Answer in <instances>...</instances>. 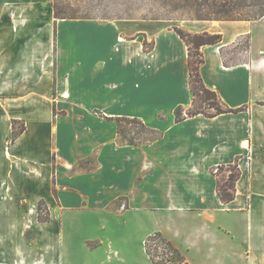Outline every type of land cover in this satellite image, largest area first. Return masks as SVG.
I'll return each mask as SVG.
<instances>
[{
  "label": "crops",
  "instance_id": "1",
  "mask_svg": "<svg viewBox=\"0 0 264 264\" xmlns=\"http://www.w3.org/2000/svg\"><path fill=\"white\" fill-rule=\"evenodd\" d=\"M52 2L0 0V264H80L73 253L99 245L157 264L146 249L156 233L183 264H264V16L179 21L222 34L201 47L200 73L246 109L177 120L194 94L174 24L56 18ZM246 35L249 59L228 65L223 50ZM14 119L26 130L11 142ZM125 120L153 135L126 138ZM229 165L240 176L224 202Z\"/></svg>",
  "mask_w": 264,
  "mask_h": 264
},
{
  "label": "trees",
  "instance_id": "2",
  "mask_svg": "<svg viewBox=\"0 0 264 264\" xmlns=\"http://www.w3.org/2000/svg\"><path fill=\"white\" fill-rule=\"evenodd\" d=\"M52 6L56 18L70 19L255 21L264 16V0H54ZM99 9L102 10L103 15L94 13ZM112 9H114L113 13H111ZM142 10L145 11L137 13ZM178 13L181 14V17H175V14ZM173 28L189 47L190 83L194 94V101L192 106L188 108L187 116L197 114L215 116L246 109V106L239 108L227 106L216 91L206 86L200 73V66L204 62L201 47L206 44L220 43L222 41V34L207 31L191 32L178 25H174ZM247 36V38L243 37L245 38L244 46L249 49L250 36ZM144 46L148 48L151 44L149 45L145 41ZM198 100L205 102L213 111L202 109L201 105H197ZM176 116L177 120L185 117L181 107L176 109ZM16 122V120L13 121L12 140L16 139L19 134L26 130L25 123L19 129H16ZM228 167L233 168L228 175V179L225 181L219 178L218 182L219 195L224 202H229L235 198L236 181L240 176V170L236 165H229ZM222 169L223 167H219V171ZM44 205L42 201L39 204V219L46 222L50 218V213H47V217L43 216ZM151 241L158 242L156 243V247H154L157 249L155 253L152 250ZM160 246L171 250L175 259L183 261L179 249L163 235L156 233L147 239L146 249L151 259L157 264H174L156 258V256L160 255L157 253Z\"/></svg>",
  "mask_w": 264,
  "mask_h": 264
},
{
  "label": "rangeland",
  "instance_id": "3",
  "mask_svg": "<svg viewBox=\"0 0 264 264\" xmlns=\"http://www.w3.org/2000/svg\"><path fill=\"white\" fill-rule=\"evenodd\" d=\"M53 2H54V0H53ZM143 11H145V10H142L141 12H137V13L138 14L143 13ZM113 12H114V9L111 10V13H113ZM94 13L103 15L102 10H100V9L96 10ZM175 17H181V14H179V13L175 14ZM179 21L180 20L174 19V20H171L170 22L174 25H178ZM245 37L247 38L248 36L246 35ZM244 43H245V38L242 37L237 44L223 50L225 60L228 64H234V63L246 61L249 59L248 48L247 47L245 48ZM197 105H201L202 109L213 111L212 109H210L208 107V105L205 102H202L201 100H198ZM187 111H188V108L183 109L184 114H186ZM14 120L17 121L15 124L16 129H19L21 126H23L24 122H22L21 120H17V119H14ZM125 121H126V123L124 124L125 125L124 134H125L126 138L132 139L138 133H145L147 136L153 135L150 130H148L142 123L138 122L137 120H125ZM12 128H13V122H12ZM133 130L135 132L134 134H132ZM12 137H13V130H12L11 138L9 139V141H11V142H13L15 140V139L12 140ZM231 170H233V168H229L228 166H224L223 169L221 171H219L220 172V178L222 180L226 181L228 179V175L230 174ZM42 202H44V201H42ZM44 204L45 205L43 206V216L47 217V215H48L47 213L48 212L50 213V211H49V208L47 207L45 202H44ZM38 212H39V206H38ZM49 220H50V218H49ZM63 222L65 225V228H63V231H67V229H66V222H68L67 216L64 217ZM102 234H103V232H102ZM102 234L100 236H103ZM156 243H158V242L157 241L156 242H154V241L150 242V244L152 245V248H153L152 250L154 253L157 250L154 248L157 245ZM121 250H122V255L120 258H118L116 255L109 256L108 247L106 245H99L98 247H96L94 249H90L89 251H84V250L78 249L73 253L72 257H70V258H72L74 261H76L77 263H80V264H133L134 261L138 262L139 258L137 255V253H138L137 249H134V251H132V250L126 251V250L121 248ZM63 252H62L63 258H61V260L63 259L64 262L67 263L69 260L68 251L65 249V250H63ZM157 253L160 254L159 256H156V258L159 260L169 261V262H172L174 264H179L182 262L179 259H175L172 251L169 249H166L164 247L160 246L158 248Z\"/></svg>",
  "mask_w": 264,
  "mask_h": 264
}]
</instances>
